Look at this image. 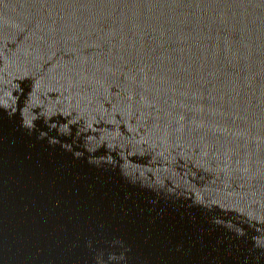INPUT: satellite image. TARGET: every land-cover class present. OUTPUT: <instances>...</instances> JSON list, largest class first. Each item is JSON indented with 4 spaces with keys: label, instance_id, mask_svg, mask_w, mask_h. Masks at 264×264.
Returning a JSON list of instances; mask_svg holds the SVG:
<instances>
[{
    "label": "water",
    "instance_id": "1",
    "mask_svg": "<svg viewBox=\"0 0 264 264\" xmlns=\"http://www.w3.org/2000/svg\"><path fill=\"white\" fill-rule=\"evenodd\" d=\"M0 264H264V0H0Z\"/></svg>",
    "mask_w": 264,
    "mask_h": 264
}]
</instances>
